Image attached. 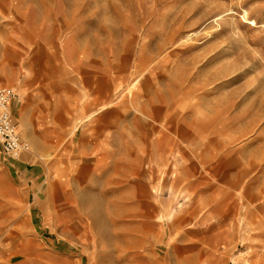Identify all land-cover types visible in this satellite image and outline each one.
I'll return each instance as SVG.
<instances>
[{"label":"rangeland","instance_id":"rangeland-1","mask_svg":"<svg viewBox=\"0 0 264 264\" xmlns=\"http://www.w3.org/2000/svg\"><path fill=\"white\" fill-rule=\"evenodd\" d=\"M0 53L19 80L44 85L45 104L64 107L56 116L62 139L53 136L63 159L55 152L39 156L44 162H74V119L65 112L74 113V77L95 84L100 105L106 85L117 107L146 83L190 116L206 198L167 206L160 198L140 250H125L135 238L120 235V220L118 249L99 260L264 264V0H0ZM56 189L49 186L50 199L59 198ZM184 190L189 197L198 188ZM13 197L27 198L21 187ZM49 206L63 209L58 230L74 246V198ZM117 221L108 227L112 243Z\"/></svg>","mask_w":264,"mask_h":264},{"label":"crops","instance_id":"crops-1","mask_svg":"<svg viewBox=\"0 0 264 264\" xmlns=\"http://www.w3.org/2000/svg\"><path fill=\"white\" fill-rule=\"evenodd\" d=\"M9 85L16 93L13 121L31 147L13 159L0 145V264H123L108 257L99 260L100 252L118 249L112 245L119 243L120 220L125 227L120 235L131 244L135 238L125 250H140L144 224L158 219L160 198L166 206L172 198H206L201 154L192 145H198V133L185 126L190 116L178 115L175 101L153 96L152 84H140L116 107L108 85L100 105L95 84L75 82L74 77V113L65 109L69 121L74 119V162L67 163L39 159L55 152L62 158L63 143L54 137L63 136L56 118L62 117L63 105L45 104L44 85L19 80L0 53V86ZM67 148L73 154L72 142ZM186 183L198 188L193 196L186 195ZM52 184L59 198H49ZM20 187L27 198L13 197ZM66 198H74V246L58 230L63 209L49 206ZM111 220H118L112 224L115 243L107 237Z\"/></svg>","mask_w":264,"mask_h":264},{"label":"built area","instance_id":"built-area-1","mask_svg":"<svg viewBox=\"0 0 264 264\" xmlns=\"http://www.w3.org/2000/svg\"><path fill=\"white\" fill-rule=\"evenodd\" d=\"M15 90L8 86H0V145L8 157L17 159L29 150V143L22 140L11 113V102Z\"/></svg>","mask_w":264,"mask_h":264},{"label":"bare ground","instance_id":"bare-ground-1","mask_svg":"<svg viewBox=\"0 0 264 264\" xmlns=\"http://www.w3.org/2000/svg\"><path fill=\"white\" fill-rule=\"evenodd\" d=\"M182 221V220H181Z\"/></svg>","mask_w":264,"mask_h":264}]
</instances>
